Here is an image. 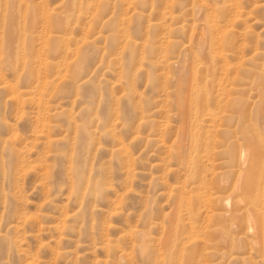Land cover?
Here are the masks:
<instances>
[{
  "label": "rangeland",
  "instance_id": "1",
  "mask_svg": "<svg viewBox=\"0 0 264 264\" xmlns=\"http://www.w3.org/2000/svg\"><path fill=\"white\" fill-rule=\"evenodd\" d=\"M0 264H264V0H0Z\"/></svg>",
  "mask_w": 264,
  "mask_h": 264
}]
</instances>
